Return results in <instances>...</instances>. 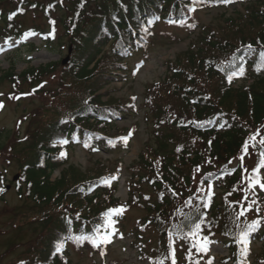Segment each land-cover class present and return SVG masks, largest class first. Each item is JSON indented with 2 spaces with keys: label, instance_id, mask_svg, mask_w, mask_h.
I'll list each match as a JSON object with an SVG mask.
<instances>
[{
  "label": "rangeland",
  "instance_id": "obj_1",
  "mask_svg": "<svg viewBox=\"0 0 264 264\" xmlns=\"http://www.w3.org/2000/svg\"><path fill=\"white\" fill-rule=\"evenodd\" d=\"M131 1L134 0L116 4L122 5L123 8ZM213 1L215 0L196 3L198 7L195 11L190 10L193 19L184 23L183 28L167 26L164 22L155 26L152 35L147 37L148 41L144 39L145 47H141L143 50L127 59L129 71L126 77L116 74L113 79H107L108 85H104L100 80L101 70L96 67L99 58L89 66V74L82 73L76 77L84 68L87 52H90L93 46L87 37L93 34L90 30L93 26L92 16L102 4V0H0V18L3 15L10 17L8 25L4 23L6 19L4 22L3 18L0 21V75L6 76L13 70L10 78L0 80V104H3V108H0V264H33V257L40 253L35 249L36 245L42 243L52 232V226L46 227L41 223L45 211L43 206L27 197L28 185L22 173V166L34 155L39 136L49 131L50 126L64 113L80 109L87 100L85 96L92 93L103 96L102 102L107 105L121 101V104L134 108L138 112L137 116L119 120L110 126L109 138L115 140L112 142L119 145V149L104 146L93 150L81 145L64 149L57 145L62 137L51 140L53 142L49 143L48 147L55 156V161H67L54 173L53 180L64 177V184L70 185L99 177L105 187L108 185L103 181L114 177L115 179H110V186L117 185L115 199L118 201V208L122 207L124 210L114 215L116 224L111 226L113 233L106 232L111 233V242L102 243L96 249L89 242H84L83 246L69 245L68 257L71 264H150L149 257L152 260V252H157L159 232L145 224V221L148 214L153 217L157 215L153 209L148 213V206L129 204L127 184L131 179L133 165L137 164L147 151L150 153L152 149H158L157 140L153 135L155 129L145 120L142 108L145 92L152 85L166 79L170 62L179 64L178 59L191 55L190 51L195 49L198 42L197 36L201 34L199 26L206 28L205 32H212L220 39L231 42L243 36L254 37L263 30V25L251 21L246 7L238 4L215 7L216 3ZM11 25H14V28ZM15 29L17 33L10 32ZM5 31L11 34V37L7 36ZM12 37L16 39L11 40ZM109 43L110 40L103 47L100 62H105L104 53L110 58L113 43L108 45ZM193 63L196 65V60H193ZM46 66L52 69L43 70ZM39 68H42V71H38ZM30 70L33 71L30 73ZM208 78L210 77L206 76L201 79L199 74L193 78L207 95L211 92ZM98 80L100 84L97 83ZM246 80L236 78L234 88L254 85ZM259 89L264 91V85L255 87V90ZM189 90L193 91L191 88ZM235 103L236 99L230 97L223 104L234 111ZM194 120V116L190 117L191 123ZM249 121L251 122L250 118ZM247 127L245 136L249 138L264 130V119L257 126L247 124ZM123 137L128 138L127 143L121 139ZM190 137L184 139L180 135L178 139L186 142ZM208 141L209 146L211 141ZM245 143L243 142L233 156L222 154L211 162H225L235 166V171H239V178L242 179L238 193L233 194L234 189L229 192L230 188L227 187L218 188L214 180L205 179L204 170L209 167V164L205 163L201 171L193 173L192 190H188V194V191L185 193V198L193 193L197 194L199 200H203L206 195L216 196L217 200L228 201V211L237 214L242 211L241 206L247 209L249 202L256 200L257 203L252 205L251 211H246L239 220L236 214L235 223L238 229H244L248 223L260 220V227L263 228L264 190L257 186L254 193L252 190L245 191L248 181L244 169L251 172L258 164L259 155L250 145L246 153L243 150ZM61 153L66 155L61 156ZM204 154H207L206 149ZM109 171L111 173L106 174ZM260 174L264 176V169H261ZM142 191L148 196L155 194L150 187L144 186ZM174 193L178 195L177 191ZM72 204L88 206L82 200ZM193 206L188 203L187 209L184 208L180 216H185L190 209H195ZM257 207L260 208L259 212L256 211ZM159 213L160 219L164 218L167 222L175 220L171 214L173 210L165 212L163 216L161 211ZM209 241L207 252L201 253L197 247L187 256L182 239L168 238L169 254L165 264H172V248L175 249V264H228L231 257L229 251L221 244ZM101 247L104 249H100ZM249 247V264H256V258L262 257L264 245L257 237H251ZM143 251L146 253L144 256L141 253ZM194 253L196 255H193Z\"/></svg>",
  "mask_w": 264,
  "mask_h": 264
},
{
  "label": "trees",
  "instance_id": "obj_2",
  "mask_svg": "<svg viewBox=\"0 0 264 264\" xmlns=\"http://www.w3.org/2000/svg\"><path fill=\"white\" fill-rule=\"evenodd\" d=\"M263 1L232 0L230 3H225L223 0L213 1L216 3L215 7L221 5L230 7L233 4L246 7L251 21L263 25L262 32L254 37L243 36L231 42L220 39L212 32H205L206 28L199 26L201 34L197 36L198 42L195 49L190 51L191 55L178 59L179 64L170 62L166 79L152 85L145 92L142 108L145 120L155 129L153 135L157 140L158 149L156 151L152 149L150 153L147 151V154L133 165L131 179L127 184L130 195L129 204L148 206V213L153 209L157 215L153 217L148 214L145 221V224H149L159 232L157 252H152V260L149 257L150 264H159L161 260L165 264L168 260V238L182 239L185 242L187 256L197 248L194 246L193 237L186 235L189 232V218H192L191 222L202 220L203 231L199 233L200 237L216 239L231 253L239 252L241 248L236 241L243 228L238 229L235 223L237 213L228 211V201L217 200L216 196H204L203 200H199L195 193L185 198V193L192 190L193 173L201 171L205 163L209 164V169L204 170L205 179L214 180L218 188L227 187V189L230 188L229 192L234 189L235 192L232 193H238L237 189L241 186L242 179L239 178V171H235V166L225 162L214 164L211 162L222 154L233 156L243 142L249 141L250 146L255 142L256 147L253 148L257 150L258 155L264 148L259 143L260 139L264 138V130L255 133L252 136L255 137V141L252 140V142L249 140L250 137L245 136L247 124L257 126L264 119V91L255 90L257 85H264ZM117 2L123 4L126 0H102V4L92 16L93 26L90 30L93 34L88 36L87 40L93 43V46L90 52H87L86 64L76 74L77 78L78 74H89V66L99 58L96 67L101 70L100 80L104 85H108L107 79H113L112 77L117 74L119 63L123 62V58L119 56L123 55V51L129 46H140L138 41L142 39L144 30H149L150 21L156 20L159 16L165 18L188 15L189 7L194 3L192 0H134L123 6L126 8L124 10L122 5L117 6ZM194 4L197 6L196 3ZM2 18L4 22L5 15ZM189 18L193 19L192 16ZM4 23L8 25L7 19ZM11 27L14 28V25ZM16 31L15 29L13 34ZM5 34L11 37V34L6 31ZM109 40L114 41L112 50L115 57L108 58V54L104 53L105 62H100L103 47ZM204 57L205 60H203ZM193 60H196V65ZM242 65L246 82L254 85L238 88L228 85L227 73L239 76L240 74L236 71L240 70ZM47 67L43 70L52 69ZM37 70L42 71V68ZM122 71L125 75L126 67H123ZM8 73L6 76L0 75V80L5 77L10 78L13 70ZM197 74L201 79L210 77L208 78L211 88L210 96L200 89L196 80H193ZM97 83L100 84L99 80ZM189 88L193 91L190 92ZM83 95L85 96V93ZM230 97L236 99L234 111L223 104ZM103 98L92 93L85 96L87 100L80 109L64 113L50 126L49 131L39 136L34 155L22 166V173L28 185L27 197L42 205L43 210L45 209L41 223L46 227L52 226V232L42 243L38 244L39 241L36 243L38 245L35 249H38L40 253L33 257V264L35 262L71 264L67 251L69 245L83 246L84 242L92 244L87 239L79 241L75 239L76 237L83 235L95 238V234L108 232L111 225L116 223L114 216L116 214L109 215V210L119 207L115 199L117 185L104 187L99 177L70 185L64 184V177L53 180L54 173L67 161H55L56 158L48 147L49 143L53 142L51 140L62 137L61 139L67 140L68 143L57 142L60 148L72 146L74 142H77L93 148L114 146L118 149L117 144H111L110 126H113L116 121L137 116L138 112L128 105L121 104V101L104 104ZM191 115L195 119L193 123L190 122ZM180 135L184 139L191 137L190 140L182 142L178 139ZM208 140L211 141L209 146ZM205 149L207 154H204ZM110 173L109 171L106 174ZM144 186L153 189L155 194L146 195L145 191H142ZM174 191H177L178 195H175ZM81 200L88 206L72 204L79 203ZM188 203L194 205L196 210L190 209L185 216H180ZM171 210L175 220L171 219L167 222L164 218L160 219L159 211L163 216L165 212ZM109 221H112L111 225ZM257 233H260V238L264 241V227H260ZM58 245H61L60 251H57ZM141 253L142 256L146 254L144 251ZM231 259V264L246 262L244 258L239 259L238 253ZM256 264H264V250L262 257L256 258Z\"/></svg>",
  "mask_w": 264,
  "mask_h": 264
},
{
  "label": "snow or ice",
  "instance_id": "obj_3",
  "mask_svg": "<svg viewBox=\"0 0 264 264\" xmlns=\"http://www.w3.org/2000/svg\"><path fill=\"white\" fill-rule=\"evenodd\" d=\"M202 2H203V0H194V3H202ZM223 2L230 3V2H232V0H223ZM190 10L195 11V7H193ZM194 26L195 25H192V27H194ZM248 47H249V49H251L250 45ZM240 73L241 74L243 73L242 68L240 69ZM0 108H3V104H0ZM121 139L125 143H127V139H128L127 137H123ZM249 139L255 141V137H250ZM61 143L67 144L68 141L63 140V141H61ZM259 143H260V145L264 146V138H261ZM248 147H249V144H248V142H246L245 145L243 146V150L246 153L248 151ZM252 147L255 148L256 144L253 143ZM64 155H66V153H61V156H64ZM241 159H243V157H241ZM261 169H264V148H262V150L259 152V161H258L257 166L255 168H253L251 172H249L248 169H244V171L247 173L246 179L248 181V188L245 189L246 192L249 190H252L254 193V190L256 189L257 186L260 188V190H264V176H261V174H260ZM110 179H115V178L113 177ZM110 179H105L103 182L105 184H107L108 186H110ZM245 199H247V197H245ZM255 203H257L256 200H252L251 202H249L247 209H244L243 206H241L242 211L237 214V220H239L240 216H244L246 211H251L252 205ZM123 210L124 209L122 207L110 209L109 215L112 213L120 214ZM256 211L259 212L260 208L257 207ZM189 219H190L189 232L186 233V235L193 237V239L195 241L194 246L198 247L201 252H207L208 251V245H209L210 241H209L207 236H203V237L199 236V233H201L203 231L202 220H199L196 222H191L192 218H189ZM109 224L111 225L112 221H109ZM260 226H261L260 220H255L251 224H248L246 229L241 231L238 234L236 242L241 245L240 252H241L242 257L246 258L248 256V254L250 252L249 245L251 243V235H252V233L257 231L260 228ZM110 236H111V233H108V234H99V232L97 233V237H98L100 243L111 242ZM75 239H77L79 241L87 239L93 243L94 247L99 246L96 238H93L91 236H83L82 235L80 237H76ZM60 249H61V245H58L57 251H60ZM171 255H172V264H175V249L174 248H172V250H171ZM159 264H164L163 260H161L159 262ZM242 264H243V262H242Z\"/></svg>",
  "mask_w": 264,
  "mask_h": 264
}]
</instances>
